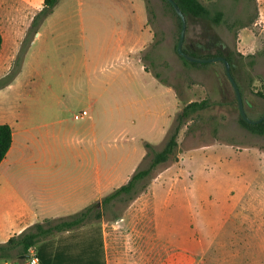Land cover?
<instances>
[{
	"label": "rangeland",
	"instance_id": "obj_1",
	"mask_svg": "<svg viewBox=\"0 0 264 264\" xmlns=\"http://www.w3.org/2000/svg\"><path fill=\"white\" fill-rule=\"evenodd\" d=\"M201 1L232 28L185 18L183 47L229 56L244 110L257 119L264 114V0ZM41 6L33 0L15 15L0 0V124L24 141L0 164V214H17L21 200L38 207L45 186H74L95 161L112 168L113 192L147 168L146 145L161 150L187 104L206 100L210 110L179 130L177 161L128 205H108L79 231H141L142 246L153 250L146 258L160 252L161 264H264V135L239 124L222 63L180 58V24L164 0H59L43 28L34 22ZM83 110L88 117L75 120ZM71 206L49 215L76 212ZM16 218L0 217V244Z\"/></svg>",
	"mask_w": 264,
	"mask_h": 264
},
{
	"label": "crops",
	"instance_id": "obj_2",
	"mask_svg": "<svg viewBox=\"0 0 264 264\" xmlns=\"http://www.w3.org/2000/svg\"><path fill=\"white\" fill-rule=\"evenodd\" d=\"M37 1L39 5L42 3V9L43 0ZM32 3L33 0H29L27 4H25V1L22 0H9V6L12 8L11 13L17 15L22 12V9H20L21 7L31 6ZM54 9L55 8L52 9V13L54 12ZM26 10L27 9H24V12H26ZM49 15L45 21L43 20L40 28H43L45 24H47ZM258 22L264 24V2H262L259 7ZM124 35L129 36L130 33L125 31ZM135 36L137 38L136 41L140 43L142 40L141 32L140 36L138 34L134 35V37ZM123 43L124 42H122L121 45H123ZM142 72L144 75H148L144 71ZM10 127L12 130V144L6 156L9 155L10 152H13V156H17L23 149L24 141L20 136L19 130L17 128L15 129L12 125ZM14 137H17V141L13 145ZM7 161L8 159L5 157L1 163ZM82 175V177L78 178L77 184L74 186L72 185L69 187L66 186L63 188L52 189H49V187L45 186V188L42 189V194L38 195V197L42 198L44 202L41 203L38 200V207L36 206L37 202L21 200L17 214L12 215L8 212L0 214V217H17L14 219L13 223H9L11 229L8 232L9 238L20 234L28 227L40 222L46 217H69L91 205L96 206L104 197L112 192L114 178L111 167L108 168L102 166L100 163L95 161L94 167L84 169V174ZM59 205H74L70 208H78L76 212L67 216H55L52 214L49 215L50 208ZM158 211L159 209L157 210L156 208L155 215L158 214ZM94 214L95 209L92 214L89 213L88 217H95ZM169 215L172 217V212ZM90 222L91 221H88L87 224ZM15 223L17 224L16 229L13 228ZM3 226L4 225L1 222L0 230L3 228ZM80 229L81 228L74 231L56 233L51 236L53 239L50 240L48 238L45 241L46 243L42 242L41 247L43 252H46L47 255L50 256L47 257L48 264H53V254L55 252H57V255H59L57 257V264H161L162 255L160 252L154 254L151 258H146L151 252L153 253V250L148 249V254H146V247L145 245L142 246L141 244V239L145 233H141V231H131L121 235H112L105 230L104 226L102 227V231H99L98 233L79 231ZM157 236H161V227L160 230L158 228Z\"/></svg>",
	"mask_w": 264,
	"mask_h": 264
},
{
	"label": "trees",
	"instance_id": "obj_3",
	"mask_svg": "<svg viewBox=\"0 0 264 264\" xmlns=\"http://www.w3.org/2000/svg\"><path fill=\"white\" fill-rule=\"evenodd\" d=\"M59 0H43V7L40 12L36 15L34 22H41L46 18L52 11L53 7L58 3ZM167 6L172 9V12L175 14L171 5L164 0ZM182 14L185 18L190 20H203L209 21L215 25H225L226 28L231 29L232 24H229L227 19L225 18L224 13L221 10H218L214 5L210 7L205 5L201 0H174ZM254 3L256 0H250ZM176 15V14H175ZM177 17V15H176ZM177 20H180L177 17ZM39 24V23H38ZM244 27V26H243ZM242 27V28H243ZM3 38L0 34V54L2 50ZM183 51L195 57H204L210 58L214 56H222L224 57L230 65V72L232 77L236 81L241 96L242 90L237 82L236 76L234 74L233 60L229 56H224L221 52H217L216 55L210 56L205 55L201 56L197 49L191 47L190 45H186L183 47ZM180 58L189 64L195 65L196 63H191L186 61L184 58L180 56ZM210 110L209 103L205 101L201 102H191L187 104L177 118V127L173 131L170 132L165 145L159 151L154 150V148L147 144L146 148L148 152L146 154V158H149V163L147 168L138 169L134 172V174L129 178L128 182L118 189L114 190L112 193L107 195L101 201L100 208H96L95 205H91L84 210L73 214L67 218H59V219H45L42 222H37L32 226L28 227L24 231H22L18 235H14L9 238L3 244H0V260L7 262L12 259H17L22 262L20 257L28 254V250L31 247H38V256L40 264H48L46 252H43L41 244L45 242L49 237L53 236L56 233H63L74 231L82 226L86 225L89 220L93 217H88L89 213H93L95 209V218L100 219V215L104 212L108 205L114 202H120L125 206L128 205L131 201H133L137 196L144 192L147 187L148 182L159 173L161 169L167 167L173 163H175L178 159V133L180 128L185 125L189 120L194 118V115H199L203 111ZM263 115V114H262ZM239 124L251 132L252 134L263 136L264 135V121L256 125L247 124L242 120L239 115ZM12 144V130L8 124H0V163L6 157L10 147ZM104 208V209H102ZM55 252L53 254V264H57V255Z\"/></svg>",
	"mask_w": 264,
	"mask_h": 264
},
{
	"label": "water",
	"instance_id": "obj_4",
	"mask_svg": "<svg viewBox=\"0 0 264 264\" xmlns=\"http://www.w3.org/2000/svg\"><path fill=\"white\" fill-rule=\"evenodd\" d=\"M166 1L171 5L175 14L180 20V34H179V39L176 45V53L182 58H184L186 61L191 62V63H199V64L215 63V62L222 63L226 78L228 82L230 83L233 89V92L235 94L239 115L242 118V120L250 125H256L264 121V114L258 117L257 119H250L247 116L244 110L242 96H241L239 87L236 81L234 80V78L232 77V74L230 72V65L224 57L222 56H214L210 58L195 57L183 51V43L185 40V32H186V27H187L186 19L174 0H166ZM28 258H29L28 254L20 257L21 260H27Z\"/></svg>",
	"mask_w": 264,
	"mask_h": 264
},
{
	"label": "built area",
	"instance_id": "obj_5",
	"mask_svg": "<svg viewBox=\"0 0 264 264\" xmlns=\"http://www.w3.org/2000/svg\"><path fill=\"white\" fill-rule=\"evenodd\" d=\"M88 117L87 111L83 110L79 114L75 115V120H80ZM29 258L27 259L28 264H40L39 257L36 253V250L34 247L29 248L28 250Z\"/></svg>",
	"mask_w": 264,
	"mask_h": 264
}]
</instances>
